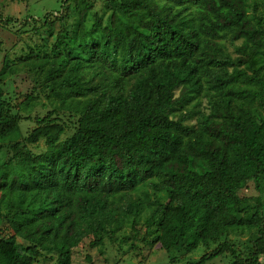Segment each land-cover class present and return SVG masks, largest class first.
Returning <instances> with one entry per match:
<instances>
[{
  "label": "trees",
  "instance_id": "trees-1",
  "mask_svg": "<svg viewBox=\"0 0 264 264\" xmlns=\"http://www.w3.org/2000/svg\"><path fill=\"white\" fill-rule=\"evenodd\" d=\"M104 1L105 24L91 0L45 15L47 31L53 20L60 30L21 61L47 90L45 114L34 113L33 89L5 91L16 68L0 69V264H71L85 243L116 242L127 224L134 237L140 223L172 264L173 252L198 250L184 264H261L264 8ZM70 13L77 23L66 29ZM22 118L32 123L24 134ZM237 232L246 246L230 239Z\"/></svg>",
  "mask_w": 264,
  "mask_h": 264
},
{
  "label": "rangeland",
  "instance_id": "rangeland-1",
  "mask_svg": "<svg viewBox=\"0 0 264 264\" xmlns=\"http://www.w3.org/2000/svg\"><path fill=\"white\" fill-rule=\"evenodd\" d=\"M76 0H0V16L3 18H12L13 21L9 24L0 25V69L3 66H12L16 68L14 73H9L2 83L3 89L8 94L14 93L16 97L18 94L30 92L33 89L38 104L34 113L45 114L50 110L51 104L46 99L47 90L39 89L37 79L33 71L22 67L21 61L23 58L29 56L30 48L33 49L34 54L42 55L44 47L36 49L37 45L44 42L49 47L55 39L56 33L60 30L61 22L54 21L51 26L50 33L47 31L48 26L42 25L47 13L52 16L59 15L61 5L63 7L72 4ZM251 2V0H249ZM260 8H264V0H258ZM94 11L97 12L102 22H107L109 10L104 0H91ZM87 17L90 18V15ZM27 21V24L24 22ZM77 23L76 13H70L67 16L66 29H73ZM226 49L232 53V47L229 41H225ZM20 62V63H19ZM5 64V65H4ZM35 89H34V88ZM6 96V95H5ZM19 100V99H16ZM15 102V101H14ZM205 105V98L201 97V102L198 107L203 108ZM26 114V112L22 113ZM29 114H33V109ZM32 127V123L28 120L21 119V129L27 131ZM4 147H0V161L7 158V153ZM139 233L131 237L133 233L129 224L125 225L120 231V237L116 242L104 240V245L96 248L84 246L73 253L71 264H172L164 249L160 248L158 244L149 243L143 237L144 230L142 223L138 225ZM4 230V229H3ZM123 233V234H122ZM129 236L130 238L123 240L122 236ZM235 242L240 243L243 247L247 245V233H232L230 236ZM175 257L173 264H184L187 259H192L200 255V251H195L186 255L173 252ZM88 257V258H87ZM230 258L227 255H221L204 264H229ZM260 263L264 264V256L260 257ZM35 264H54L48 256H41Z\"/></svg>",
  "mask_w": 264,
  "mask_h": 264
}]
</instances>
